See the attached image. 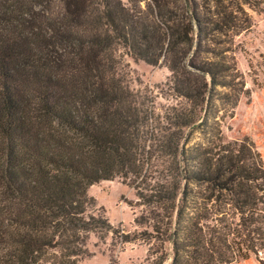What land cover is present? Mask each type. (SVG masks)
<instances>
[{
    "label": "trees",
    "instance_id": "obj_1",
    "mask_svg": "<svg viewBox=\"0 0 264 264\" xmlns=\"http://www.w3.org/2000/svg\"><path fill=\"white\" fill-rule=\"evenodd\" d=\"M258 3L0 0V264H78L92 236L151 244L144 264H264V158L216 121L244 88L230 6ZM118 48L161 61L188 105L157 113L117 77ZM115 179L150 232H118L88 195Z\"/></svg>",
    "mask_w": 264,
    "mask_h": 264
},
{
    "label": "rangeland",
    "instance_id": "obj_2",
    "mask_svg": "<svg viewBox=\"0 0 264 264\" xmlns=\"http://www.w3.org/2000/svg\"><path fill=\"white\" fill-rule=\"evenodd\" d=\"M255 1L259 3L253 9L242 4L230 6L240 22L247 20L246 24L239 27V32L237 30L233 34L230 53L244 88L236 106L221 108L216 121L225 143H244L264 158V0ZM114 63L117 77L123 84L133 93L149 96L157 113L170 106L188 105L186 101L169 94L165 86L169 73L161 61L156 66L134 61L123 49L118 48ZM199 142L200 135L193 133L191 144ZM88 195L95 199L97 208L103 209L105 217L112 226L118 228V232L140 234L151 231L150 224L135 223L136 218L145 214L146 208L141 205L136 191L129 184L118 179L99 182L89 188ZM87 248L91 255L78 264H144L151 244L138 240L118 245L110 237L99 240L92 236ZM259 257L263 258L264 255ZM235 264L259 263L251 257L248 261Z\"/></svg>",
    "mask_w": 264,
    "mask_h": 264
}]
</instances>
